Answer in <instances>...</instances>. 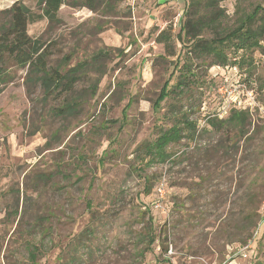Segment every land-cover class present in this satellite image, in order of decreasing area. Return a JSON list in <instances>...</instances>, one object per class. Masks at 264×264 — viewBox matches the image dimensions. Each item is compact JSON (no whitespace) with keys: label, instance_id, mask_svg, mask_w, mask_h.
<instances>
[{"label":"rangeland","instance_id":"374dc122","mask_svg":"<svg viewBox=\"0 0 264 264\" xmlns=\"http://www.w3.org/2000/svg\"><path fill=\"white\" fill-rule=\"evenodd\" d=\"M17 1L0 0V27ZM38 1L23 3L39 15ZM86 1L28 26L50 44V67L89 62L72 94L45 97L28 67L2 63L0 264H32V247L35 264H173L170 245L174 264H264V50L227 46V66L205 59L178 37L206 12L193 0ZM256 6L225 0L224 26ZM234 107L249 112L243 129L227 121ZM174 125L183 138L151 160L147 146Z\"/></svg>","mask_w":264,"mask_h":264},{"label":"trees","instance_id":"16d2710c","mask_svg":"<svg viewBox=\"0 0 264 264\" xmlns=\"http://www.w3.org/2000/svg\"><path fill=\"white\" fill-rule=\"evenodd\" d=\"M67 0H39L38 5L41 14L34 15L23 3V0L15 2L8 13L10 14L9 25L0 27V93L6 82V76L2 68L5 57L13 59L16 64L29 68L28 80L40 84L45 97H50L56 93L72 94L77 83L85 75V69L90 66L89 62L79 63L77 66L62 72L59 68L49 66V58L52 56L50 44H45L39 39H34L28 34V26L37 19H47L49 22H58V13ZM225 0H193L190 4L193 8H204L206 12L196 11L188 15V19L180 28L178 37H184L191 41V48L200 52L207 58H213L219 65L227 66L228 57L225 54L227 46H231L233 51L245 52L248 50H264V7L256 6L252 12L242 14L238 23L233 28H226L223 18L226 16L220 4ZM93 9L92 1L84 4ZM209 33L210 35L206 36ZM158 43L165 44V48L170 53V33L162 31L158 38ZM107 53L102 51L93 57L92 63L97 64L102 56ZM182 84V83H181ZM170 95L169 82H166L161 89L159 97L155 102V108ZM73 107L60 109V116L73 114ZM249 112L239 107H234L233 112L227 121L239 129L245 128ZM225 121H221V124ZM183 138L182 128L174 125L160 133L156 141L147 146L151 160L166 161L168 153L164 150L168 145L178 142ZM164 150V151H163ZM151 189H148V193ZM166 195V194H165ZM155 242V237L150 240ZM250 241H245L237 246H249ZM229 246V245H228ZM227 246V247H228ZM36 247L29 250V258L35 264L37 253ZM169 250V249H168ZM166 249V251L168 252ZM166 252V254H167Z\"/></svg>","mask_w":264,"mask_h":264},{"label":"built area","instance_id":"2783aa9c","mask_svg":"<svg viewBox=\"0 0 264 264\" xmlns=\"http://www.w3.org/2000/svg\"><path fill=\"white\" fill-rule=\"evenodd\" d=\"M223 109L226 110V107H223ZM158 194H159V198H160V199H163V198H164V196H165V194H166V190H165L164 185H160V187L158 188ZM249 247H250V246H245V247H243V248L241 249V251L247 250ZM241 251H240V252H241ZM167 253H168V254H167L166 257L169 259V261L171 260L172 263L174 264V261L172 260V257H171V256H173V255H172V254H173V248H172L171 245H170L169 250H168Z\"/></svg>","mask_w":264,"mask_h":264},{"label":"crops","instance_id":"0c3cea01","mask_svg":"<svg viewBox=\"0 0 264 264\" xmlns=\"http://www.w3.org/2000/svg\"><path fill=\"white\" fill-rule=\"evenodd\" d=\"M161 2V1H160Z\"/></svg>","mask_w":264,"mask_h":264}]
</instances>
